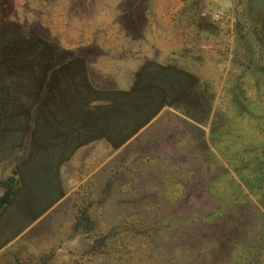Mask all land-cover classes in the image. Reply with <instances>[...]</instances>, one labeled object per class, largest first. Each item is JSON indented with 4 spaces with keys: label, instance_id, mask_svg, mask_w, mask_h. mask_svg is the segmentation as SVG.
<instances>
[{
    "label": "rangeland",
    "instance_id": "rangeland-1",
    "mask_svg": "<svg viewBox=\"0 0 264 264\" xmlns=\"http://www.w3.org/2000/svg\"><path fill=\"white\" fill-rule=\"evenodd\" d=\"M0 264H264V0H0Z\"/></svg>",
    "mask_w": 264,
    "mask_h": 264
}]
</instances>
